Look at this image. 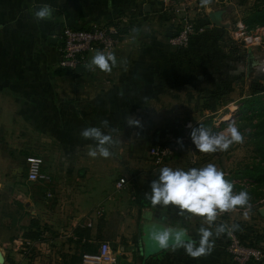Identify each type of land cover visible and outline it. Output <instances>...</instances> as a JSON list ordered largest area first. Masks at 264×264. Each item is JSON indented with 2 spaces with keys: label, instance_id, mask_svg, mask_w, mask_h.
Masks as SVG:
<instances>
[{
  "label": "crops",
  "instance_id": "crops-1",
  "mask_svg": "<svg viewBox=\"0 0 264 264\" xmlns=\"http://www.w3.org/2000/svg\"><path fill=\"white\" fill-rule=\"evenodd\" d=\"M181 1L185 0H74L76 14L66 17L70 23L61 27L44 22L43 77L28 74L26 70L20 72L24 66L17 65L16 46L8 52L0 47V89L7 86L10 90L15 84L25 86L30 80L35 81L31 88L37 89L24 88L18 92L20 105L23 102L24 108L42 110L35 120L41 127L40 138L44 142H56L57 146L44 148L49 160L53 161L55 154L58 158L51 168H43L48 175L44 179V202L31 203L32 216L44 223L40 229L42 237L22 235L29 247L44 253V260L33 261L34 264H79L81 254L95 249L101 240H109L114 247V241L126 238L120 245L122 251L131 241L140 248L144 226L158 221L166 227H187L190 236L198 239L200 218L184 220L172 206L152 209L144 193L150 191L151 181L164 166L187 170L213 163L222 171L224 167L220 160L214 159L216 153L192 152L189 148L156 165L150 149L162 138V130L174 125L182 129L190 128L189 124L194 127L204 117L220 114L221 109L230 107V102L242 96L239 84L243 65L247 71L248 46L233 30L214 24L207 8L204 12L200 4H189V15H195L207 29L196 33L187 47L172 46L169 37L178 27V14L183 10ZM220 2L223 0H212L209 6L221 8ZM104 24L119 25L121 31L119 42L112 50L118 65L111 73L60 66L58 36L62 28H93ZM133 26L140 30L138 35L131 32ZM50 35L57 38L56 43L48 41ZM94 53L89 52L81 64L85 66ZM121 60L127 63L121 65ZM121 91L123 96L119 95ZM215 92L222 94L223 103L216 111L202 108L204 97H201ZM144 97L149 98L147 103ZM8 107L12 105L9 103ZM128 115L139 120L141 127H129L125 122ZM103 119L118 129L120 145L115 156L93 159L86 154L91 141L84 140L79 133L87 126H99ZM213 123L217 125L220 119L214 116ZM160 125L163 127H154ZM126 144H129L128 156L124 153ZM119 174L120 179H125L122 187L117 185ZM261 207L264 203L252 206L248 219L237 211L223 214L217 223L239 221L250 235L264 233ZM147 211L153 212L151 222L145 219ZM131 215L138 220L136 238L131 227L135 218ZM260 242L264 246V240ZM5 243L13 253V264L25 261L23 250L17 249V238L12 236ZM5 248L0 249L2 253ZM132 251L126 252L122 259L133 264H233L226 248V234L215 240L211 255L199 259L187 256L183 249L159 250L148 255L141 249ZM260 262L264 264V258ZM0 264L12 263L4 256Z\"/></svg>",
  "mask_w": 264,
  "mask_h": 264
},
{
  "label": "rangeland",
  "instance_id": "rangeland-1",
  "mask_svg": "<svg viewBox=\"0 0 264 264\" xmlns=\"http://www.w3.org/2000/svg\"><path fill=\"white\" fill-rule=\"evenodd\" d=\"M262 2L263 0H223V2H220L222 7L226 8V18L224 19H230L232 21V28L228 29L233 30L234 34L238 32V23L244 22V18L250 14L251 8L254 7L255 4H262ZM42 3L51 4L56 9L54 20L49 21L51 25L59 24L62 27L63 25L70 23V21L66 19L67 16H74L76 14L74 11V0H0V47L2 51L8 52L12 49L13 45L16 46L17 49H15L14 52H17V65H21L22 63V66H24L20 67L22 68L20 72L24 73V70H26V73L28 74H36L41 77L44 76V21L36 23L32 19L31 11L33 5H39ZM179 3L183 10L182 13L178 14L177 29L180 26V20L182 17L191 14L188 11L189 4L190 6L191 4L192 6L198 5L200 4V0H191V2L185 0L184 3L183 1ZM186 4H188V7ZM203 10L205 12V8H203ZM83 12L84 11L82 10V15H84ZM262 27L264 26H261L260 28ZM255 31L256 28L252 29L249 33ZM241 38H243V36H241ZM252 45L255 48L256 55L264 60V33L262 39H260V41H255ZM261 71H263V69ZM42 80L43 78L40 79V81ZM250 80L247 78L246 66L243 65L242 81L239 84V90L242 91V96L239 97L238 100L230 102V107L221 109L222 111L220 114L215 113L209 115L213 118L214 116H217L220 119V123L215 125L218 128V131L225 128L227 123L232 120H235L237 123L238 114L236 112L241 103L240 99L246 96L245 94H247L252 88L249 87ZM32 82L35 83L33 80ZM32 82L30 80L29 84L25 85L26 87L21 85L17 86L15 84L10 90H8L7 86L0 89V249H2L3 246L6 247L3 255L6 257V261L12 264L13 253H11L7 247L8 243H5L12 236L18 239L19 243H17V245H19L17 249L20 251L23 250V255L26 257L25 261H20L21 263L19 262V264H34L33 261L39 263L40 260H44V253H40V249L37 251L35 247H29L30 244L28 245L26 241H24V238H22L23 232L26 229L39 227V230H42V227L44 226V223H39L40 221L37 217L32 216L33 213L31 211L33 208V205L31 204L32 202H37L39 200L44 202V179L30 181L27 178V171L29 161L31 157L35 155L43 157V168L45 170L51 168L53 163L56 164L55 159H58L55 154L53 156V161L49 160V156L44 153V148L52 146L56 149L57 146H55L56 142H44V140L40 138L41 136L39 132L41 127L35 122V120H38L42 110L24 108L23 102H21L22 104L20 105L18 92H20V89L25 90L24 88H28L29 91L37 89L31 88L33 84ZM261 84L262 83L260 82L255 83L254 86H261ZM12 98H14V101L11 100ZM201 98H203V96ZM9 103L12 105L11 108L8 107ZM207 117H204V119ZM154 127L162 128L163 125ZM249 129L250 127H246L241 130V132L245 134L244 143L233 144L227 151L217 152L216 156L214 155V159L223 160L226 179L228 176L233 175L239 168L250 165L254 161V152L252 151L253 146L252 144L247 143V130ZM184 130L186 131V136H188L191 128ZM178 140L179 138L177 137V141ZM183 140H185V138ZM177 141L174 153L172 155H166L165 161L176 155V151H182L185 149L184 145L183 148H181ZM158 142L160 143L156 144L171 143L168 136L163 137L160 140L158 139ZM153 144L155 145V143ZM189 149L193 152L192 148ZM124 153L125 156H128L129 144L125 145ZM159 164L161 163H156V165ZM120 176V174L117 175L116 179H120ZM248 179L247 176H233L232 181L238 184L242 182L247 184V182H249ZM234 191L238 192L239 189L234 188ZM247 191L253 199H251L252 206L264 203V187L259 188L258 190L250 189ZM255 197H257V199H254ZM132 218H135L133 224L131 223V227H133L134 237L136 238L138 220H136L137 218L135 216H132ZM36 219L38 220L37 224L36 222L34 223V220ZM229 222L233 221H227L226 223ZM128 238L129 237H127V239ZM125 242L126 238L113 242L114 247L119 252L120 256L126 255V252L132 253V250L135 251L140 249L138 245L136 247L134 242L131 241L128 243L127 251H122L120 245ZM257 243L263 244L260 241ZM23 246L25 248H22ZM226 248L228 250L227 236ZM127 262L134 263L131 261Z\"/></svg>",
  "mask_w": 264,
  "mask_h": 264
},
{
  "label": "clouds",
  "instance_id": "clouds-1",
  "mask_svg": "<svg viewBox=\"0 0 264 264\" xmlns=\"http://www.w3.org/2000/svg\"><path fill=\"white\" fill-rule=\"evenodd\" d=\"M212 0H200L202 8H207ZM56 9L48 3L33 5L31 16L36 23L54 20ZM139 29L133 26L131 32L139 34ZM121 65L126 60L119 62ZM117 57L112 51L96 50L90 61L84 66L87 70L111 73L117 67ZM123 96V91L119 93ZM148 97H144L145 103ZM125 122L129 127H141L139 120L133 116H126ZM189 133L195 150L199 153L212 154L227 151L233 144L245 142V134L241 132L235 120L227 123L220 131L199 124L192 127ZM118 129L112 127L107 119L100 121L99 126H87L79 135L91 141L87 147V156L93 159H109L115 156V150L120 145ZM177 143L183 148L182 140ZM226 173L215 164L208 163L203 167L172 168L164 166L159 169L157 178L150 183V191L144 193V199L150 202L152 209L157 207L167 209L172 206L178 209L177 215L184 220L191 221L200 218L201 226L197 229L198 239L189 234L187 227L168 226L153 230L149 235L151 240L164 251L176 252L183 249L184 253L199 259L212 254L215 240L224 234H231L240 229L239 224L217 223L219 217L225 213L240 211L244 219L251 214V195L247 190L234 191V184L225 178ZM145 219H153V212L147 211ZM155 229V225H152Z\"/></svg>",
  "mask_w": 264,
  "mask_h": 264
},
{
  "label": "built area",
  "instance_id": "built-area-1",
  "mask_svg": "<svg viewBox=\"0 0 264 264\" xmlns=\"http://www.w3.org/2000/svg\"><path fill=\"white\" fill-rule=\"evenodd\" d=\"M179 28L170 35L169 42L177 48L187 47L193 35L205 30V26L196 21L191 15H185L180 20ZM261 27V26H260ZM256 27V31L249 33L244 22L238 23L237 36H243L246 45L250 46L255 41H260L264 27ZM60 39V66L76 69L79 64L86 61L89 52L96 50L112 51L116 48L120 31L116 24H104L93 28H80L66 26L59 31ZM264 72V61L261 65ZM170 144H155L150 149V154L155 163H163L166 155H172L177 144V137L168 134ZM188 136L178 137L179 140ZM27 178L30 181L43 180L48 175L43 170V157L35 155L29 161ZM125 179L118 181V187H122ZM228 224H234L229 222ZM228 252L232 256L233 264H247L251 259L261 260L264 258V246L260 243L248 244L242 240L237 231L226 234ZM79 264H133L122 259L119 252L112 246L109 240H101L95 251H84L81 254Z\"/></svg>",
  "mask_w": 264,
  "mask_h": 264
},
{
  "label": "trees",
  "instance_id": "trees-1",
  "mask_svg": "<svg viewBox=\"0 0 264 264\" xmlns=\"http://www.w3.org/2000/svg\"><path fill=\"white\" fill-rule=\"evenodd\" d=\"M196 21L205 26V24L199 19L196 18ZM244 23L246 24L248 30H252L259 26H264V0L262 4L259 3L255 4L254 7L251 8L250 14L244 18ZM206 29L207 28L205 26V30ZM119 31H120V26H119ZM261 72H257L255 76L251 78V80L249 81V87L252 88L247 94H245L246 96L240 99L241 103L238 106V110L236 112L238 114L237 123L240 130L246 127H250V129L247 130V135H248L247 143L252 144L253 146L252 151L254 152L253 155L254 161L252 164L246 165L243 168H239L238 170L235 171L233 175L227 177V179L234 184V188L239 189V191L242 189L258 190L259 188L264 187V84H263L264 72L263 73ZM259 82L262 83L261 86H254L255 83H259ZM203 97H204V101L201 105L202 108L204 109L216 111L218 109V105L223 103L222 94L217 92L205 94ZM199 124H203L206 127H210L213 129V131H218V128L213 123L212 116L211 117L209 116L203 119L202 121L198 122L194 127L199 126ZM168 134H173L176 137H183L186 136V131L182 129L179 125H174L171 129L162 130L161 137L162 138L166 137L168 136ZM182 142L184 148L189 147L195 151V148L192 145L189 135L185 140L182 139ZM176 152L178 153L179 151ZM220 162L224 167V162L222 159H220ZM233 176H241V177L247 176L249 178L248 179L249 182H247V184L244 182L238 184L232 181ZM254 199H257V197H255ZM35 222L37 224L38 220L37 219L34 220V223ZM233 223L240 225V229L236 231L239 233L240 237L244 242L254 245L258 241L264 240V233H257L255 235H250L247 232V230L244 229L245 227L241 222L237 221ZM23 234L30 238H40L41 230H39V227L26 229L23 232ZM96 249L97 247L95 249H89L88 251H95ZM247 264H261V262L260 260L251 259Z\"/></svg>",
  "mask_w": 264,
  "mask_h": 264
},
{
  "label": "water",
  "instance_id": "water-1",
  "mask_svg": "<svg viewBox=\"0 0 264 264\" xmlns=\"http://www.w3.org/2000/svg\"><path fill=\"white\" fill-rule=\"evenodd\" d=\"M224 12H226L225 7L214 8L212 6L207 7V14L214 24L232 28V21L230 19H224ZM49 42H57V38L53 35H50L48 38ZM263 59L259 58L256 55V51L253 45L248 46V57H247V78L250 80L257 72L260 70V66L263 64ZM84 68L83 64H79L77 69ZM260 211L264 213V207L260 208ZM153 224L147 223L144 226V229L140 233L139 244L140 249L144 254H153L161 249L151 240L150 233L153 230H158L159 228L166 227L164 224L158 223L155 224V229L152 227ZM143 226V225H142ZM0 262H4V255L0 250Z\"/></svg>",
  "mask_w": 264,
  "mask_h": 264
}]
</instances>
